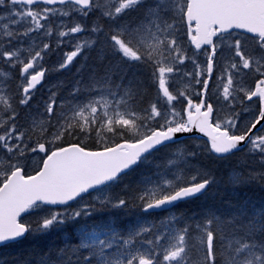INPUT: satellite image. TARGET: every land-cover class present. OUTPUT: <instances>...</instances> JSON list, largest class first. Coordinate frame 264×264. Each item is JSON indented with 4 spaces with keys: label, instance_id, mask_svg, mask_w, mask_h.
Masks as SVG:
<instances>
[{
    "label": "snow or ice",
    "instance_id": "1",
    "mask_svg": "<svg viewBox=\"0 0 264 264\" xmlns=\"http://www.w3.org/2000/svg\"><path fill=\"white\" fill-rule=\"evenodd\" d=\"M0 264H264V0H0Z\"/></svg>",
    "mask_w": 264,
    "mask_h": 264
}]
</instances>
